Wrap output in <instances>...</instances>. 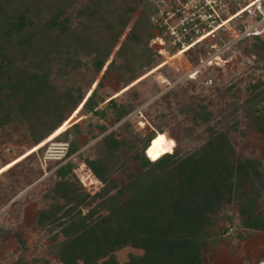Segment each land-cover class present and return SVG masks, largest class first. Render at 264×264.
<instances>
[{
	"label": "rangeland",
	"instance_id": "rangeland-1",
	"mask_svg": "<svg viewBox=\"0 0 264 264\" xmlns=\"http://www.w3.org/2000/svg\"><path fill=\"white\" fill-rule=\"evenodd\" d=\"M58 6L68 18L62 30L48 25ZM150 6L154 8L152 0H0V59L4 56L7 67L24 78L47 72L49 88H70L75 100L64 114L65 126L37 144L35 138L47 129L41 123L50 113L46 104L19 113L17 101L5 100V105L11 104L12 118L0 127V264L37 258L61 264L52 239L60 235L59 229L49 231L39 224L38 214L59 201L52 196L55 170L68 160L74 162L75 175L85 191L93 195L103 188L85 160L104 149L102 138L110 132L122 142L118 151L122 158L142 149L156 131L157 139L149 146L151 154L167 150L178 156L198 150L212 132H223L239 157L260 162L264 180V134L253 121L254 109L264 112V100L252 99L250 90V84L259 80L264 86V50L259 55L251 49L254 39L243 40L218 64L206 65L196 78H190L186 56L170 55L169 47L154 42L156 32L147 20ZM22 12L33 23L27 31L17 32L13 22ZM99 51L107 55L95 70L92 59ZM133 76L139 77L131 81ZM94 90L104 101L96 114L84 113L86 99ZM111 97L117 99L116 108L107 106ZM118 107L130 111L116 121ZM72 146L77 150L68 155ZM138 170L129 158L113 178L122 186L128 173ZM101 200L94 199L92 205ZM239 204L233 197L218 210L220 233L216 246L204 249L206 264L264 260V228H244ZM256 207L264 216V188ZM244 234L250 237L242 238ZM130 253L141 250L124 247L115 254L122 262Z\"/></svg>",
	"mask_w": 264,
	"mask_h": 264
},
{
	"label": "trees",
	"instance_id": "trees-1",
	"mask_svg": "<svg viewBox=\"0 0 264 264\" xmlns=\"http://www.w3.org/2000/svg\"><path fill=\"white\" fill-rule=\"evenodd\" d=\"M153 12L154 8L150 6L147 20L154 30L150 20ZM32 23L27 12H22L15 16L13 29L22 32ZM67 24L65 10L58 6L48 25L62 30ZM151 37L154 38L153 33ZM26 39L30 36H24ZM246 39H254L251 49L262 55L260 51L264 50V38L252 36L243 40ZM167 51L170 55L175 53L172 48H167ZM204 52L205 45L198 43L186 50L184 55L194 66ZM157 53L160 54L157 58H160L161 52ZM106 55L104 51L95 54L92 59L95 70L100 69ZM4 61L3 56L0 59V111H3L0 127L12 118L11 104L5 105L7 98L17 101L15 109L19 113L38 103H45L51 118L48 116L41 122L47 129L35 138L37 144L67 123L64 114L75 103L72 91L70 88L63 91L49 88L47 72H33L24 78L20 73H13ZM137 77L133 76L131 81ZM250 90L252 99L264 100L261 80L250 84ZM103 101L94 90L86 99L84 113L96 114L97 106ZM106 103L107 106L117 107L116 97L109 98ZM129 111L118 107L116 121ZM254 112L255 127H260L264 134V112L255 109ZM75 125L77 122L71 126ZM155 133L147 138L142 149L126 156L128 158H122L118 152L121 140L113 132L105 135L102 138L104 149L99 150L97 156L85 160L91 172L104 184L93 195L79 183L74 162L68 160L55 170L52 196L59 201L40 211L37 222L46 225L49 231L59 229L60 237L55 234L52 239L61 264H206L204 249L215 247L216 235L220 233L217 212L233 197L240 201V224L251 230L264 228V216L257 212L256 207L257 197L264 188L259 161L239 157L223 132H212L198 150L186 156L167 150L152 155L149 146L157 139ZM76 150L77 146H72L67 154ZM129 158L140 170L129 172L125 184L119 186L113 173L122 168ZM99 197L102 200L92 205ZM83 209L87 211L83 212ZM101 209L105 211L102 214ZM242 236L250 237L249 234ZM124 247L137 248L141 253H130L125 261L120 262L115 253ZM261 256L263 259L264 248ZM17 264L50 262L37 258L30 262L18 261Z\"/></svg>",
	"mask_w": 264,
	"mask_h": 264
},
{
	"label": "built area",
	"instance_id": "built-area-1",
	"mask_svg": "<svg viewBox=\"0 0 264 264\" xmlns=\"http://www.w3.org/2000/svg\"><path fill=\"white\" fill-rule=\"evenodd\" d=\"M152 3L154 42L175 49L174 54L198 43L205 45L200 61L188 70L190 78H196L204 66L218 64L243 39L264 38V0H152ZM208 81L211 83V79ZM257 264H264V260Z\"/></svg>",
	"mask_w": 264,
	"mask_h": 264
},
{
	"label": "bare ground",
	"instance_id": "bare-ground-1",
	"mask_svg": "<svg viewBox=\"0 0 264 264\" xmlns=\"http://www.w3.org/2000/svg\"><path fill=\"white\" fill-rule=\"evenodd\" d=\"M183 53H184V51H180V52H178V54H181V55H183Z\"/></svg>",
	"mask_w": 264,
	"mask_h": 264
},
{
	"label": "clouds",
	"instance_id": "clouds-1",
	"mask_svg": "<svg viewBox=\"0 0 264 264\" xmlns=\"http://www.w3.org/2000/svg\"><path fill=\"white\" fill-rule=\"evenodd\" d=\"M149 158V157H148Z\"/></svg>",
	"mask_w": 264,
	"mask_h": 264
}]
</instances>
